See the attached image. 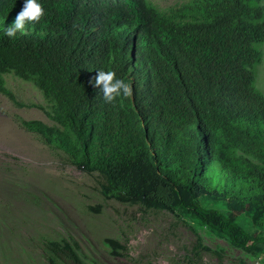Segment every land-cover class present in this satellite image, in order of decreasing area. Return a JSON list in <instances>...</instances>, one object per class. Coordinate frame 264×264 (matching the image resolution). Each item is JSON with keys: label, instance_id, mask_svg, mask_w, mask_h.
<instances>
[{"label": "trees", "instance_id": "1", "mask_svg": "<svg viewBox=\"0 0 264 264\" xmlns=\"http://www.w3.org/2000/svg\"><path fill=\"white\" fill-rule=\"evenodd\" d=\"M23 2L0 0V92L9 95L5 72L32 81L61 127L29 120L26 129L101 172L110 197L173 214L181 205L232 245L264 239L255 86L264 0H192L166 12L147 0H39L44 18L10 40L4 30ZM110 70L131 84L130 98L106 103L89 83Z\"/></svg>", "mask_w": 264, "mask_h": 264}, {"label": "rangeland", "instance_id": "2", "mask_svg": "<svg viewBox=\"0 0 264 264\" xmlns=\"http://www.w3.org/2000/svg\"><path fill=\"white\" fill-rule=\"evenodd\" d=\"M147 1L166 12L192 0ZM259 48L255 86L264 93V42ZM2 77L9 95L0 92V264H264V239L232 245L181 205L173 214L106 195L101 172L85 171L24 127L38 120L61 128L41 90L12 71Z\"/></svg>", "mask_w": 264, "mask_h": 264}, {"label": "clouds", "instance_id": "3", "mask_svg": "<svg viewBox=\"0 0 264 264\" xmlns=\"http://www.w3.org/2000/svg\"><path fill=\"white\" fill-rule=\"evenodd\" d=\"M45 16V10L39 0H24L23 5L13 19V22L4 30V34L15 40L17 33L20 36L29 34V25L38 24ZM94 88H99L106 103L112 104L118 98H130L133 94L130 83L117 78L115 71H98L89 81Z\"/></svg>", "mask_w": 264, "mask_h": 264}]
</instances>
